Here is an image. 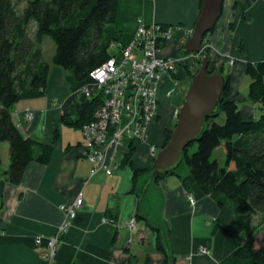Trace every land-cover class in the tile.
<instances>
[{
	"label": "crops",
	"instance_id": "0c3cea01",
	"mask_svg": "<svg viewBox=\"0 0 264 264\" xmlns=\"http://www.w3.org/2000/svg\"><path fill=\"white\" fill-rule=\"evenodd\" d=\"M201 4V0H120L115 30L123 32L129 42L141 23L179 26L163 51L167 57L176 55L185 29L196 26ZM224 4L216 27L205 37L211 66H225L224 55L231 53L242 60L245 70L247 61L264 59V0H225ZM250 24L253 35L244 30ZM50 65L47 93L19 101L12 113L25 136L53 144L50 161L29 162L22 181L13 184L4 173L11 161L10 144L0 141V264H167L168 256L176 264H218L236 249L240 237L234 231V209L219 205L205 193L190 169L153 180L141 197L149 172L135 181L133 169L122 164L131 144L124 136L123 146L108 152L109 163L118 165L114 172L109 175L101 169L93 174L94 164L82 151V128L65 124L62 117L75 118L78 103L86 98L84 85L94 91L97 86L89 78L79 81L63 67ZM179 81H189L187 70L179 69L175 79L167 77L160 84V113L149 126V142L159 147L164 146L165 131L175 126L174 109L182 103L180 93H168ZM231 90V97L237 98L239 91ZM29 108L34 118H27ZM242 110L247 119L261 112L250 104ZM149 145H135L133 159L139 168L151 167ZM189 192L198 202L194 206ZM79 193L84 199L82 208L50 261L42 256L44 246L35 239L60 229L66 219L61 205L73 202ZM105 216L122 224L132 217L137 222L133 229L116 227L105 223ZM161 235L168 245L166 253L159 248Z\"/></svg>",
	"mask_w": 264,
	"mask_h": 264
},
{
	"label": "trees",
	"instance_id": "16d2710c",
	"mask_svg": "<svg viewBox=\"0 0 264 264\" xmlns=\"http://www.w3.org/2000/svg\"><path fill=\"white\" fill-rule=\"evenodd\" d=\"M119 1L24 0L21 5L20 0H0V141L10 144L11 161L4 173L13 184L22 181L29 162L47 163L54 152L53 144L21 132L13 120V107L19 101L47 93L51 62L82 81L113 55L112 44L127 45L123 32L115 30ZM46 37L56 44L51 62L45 59ZM244 46L241 41L240 47ZM245 73L250 78L247 97L260 105L259 115L249 119L243 115L242 104L231 97V75H226L228 83L219 111L208 115L202 137L184 152L185 163L200 188L219 205H231L237 215L234 231L240 237L239 243L218 264H264V222L258 227L252 220V213H259L264 221V59L247 61ZM104 99L102 93L82 99L76 117L64 115L63 122L82 127L93 119ZM221 113L226 115L223 122L219 121ZM171 133L172 129L165 131L164 145ZM221 146L227 159L224 164L213 158ZM135 150L131 142L122 164L133 169L137 181L140 174L150 173L151 167L135 164ZM164 176H156L155 180ZM158 244L166 253L162 235ZM166 263L176 264L169 256Z\"/></svg>",
	"mask_w": 264,
	"mask_h": 264
},
{
	"label": "built area",
	"instance_id": "2783aa9c",
	"mask_svg": "<svg viewBox=\"0 0 264 264\" xmlns=\"http://www.w3.org/2000/svg\"><path fill=\"white\" fill-rule=\"evenodd\" d=\"M180 28L160 22L141 23L127 45L112 44L113 55L90 72L88 78L97 86L96 90L84 85L82 92L88 98L98 93H102L105 98L95 111L93 119L81 127L85 141L82 151L94 164L93 174L101 169L109 175L114 172L118 165L109 163L108 152L113 147L123 146L124 136L135 145L149 143L150 155L152 158L158 157V145L149 142V126L160 113V84L164 78L175 79L176 76L173 75L177 74L181 64L188 66L203 51L206 52V45H203L199 52L185 55L178 53L168 57L163 55L164 49L175 36L174 33ZM193 31L194 28L185 29L181 44ZM228 58L226 63L236 62L233 57ZM172 91L173 89H169L168 93ZM179 112L178 106L174 109V117L177 118ZM26 116L28 119L34 118V111L27 109ZM188 198L191 204L198 203L192 192L188 193ZM83 202V195L79 193L73 202L62 204L66 219L60 229L51 236L36 237L37 245L44 246V251L41 252L44 258L50 261L55 259L62 236L69 230ZM103 219L105 223L116 227L127 226L131 229L135 228L137 222L136 217L123 224L115 218L105 216Z\"/></svg>",
	"mask_w": 264,
	"mask_h": 264
},
{
	"label": "water",
	"instance_id": "95a60500",
	"mask_svg": "<svg viewBox=\"0 0 264 264\" xmlns=\"http://www.w3.org/2000/svg\"><path fill=\"white\" fill-rule=\"evenodd\" d=\"M224 1L201 0V11L196 26L191 37L180 48L181 54L199 52L202 49L206 35L216 27L218 19L222 16ZM210 62L211 59L206 54L200 70L191 75L190 86L182 99L180 114L172 129L170 140L162 146L158 157L151 165L150 178L141 187V197L156 176L177 172L180 165L185 163L186 148L202 137L208 115H214L219 111L228 79L222 70L212 71ZM164 242L167 248L165 239Z\"/></svg>",
	"mask_w": 264,
	"mask_h": 264
},
{
	"label": "rangeland",
	"instance_id": "374dc122",
	"mask_svg": "<svg viewBox=\"0 0 264 264\" xmlns=\"http://www.w3.org/2000/svg\"><path fill=\"white\" fill-rule=\"evenodd\" d=\"M21 2V5H23L24 4V0H20ZM175 26V25H174ZM176 27H178V26H176ZM253 25L252 24H250V25H248V28H245L244 30L245 31H247L248 33H249V35H253ZM194 28V27H193ZM176 33V32H175ZM175 33H174V35H175ZM191 37V36H190ZM190 37H188V38H186L185 40H184V42L182 43V44H180L181 46L180 47H182L184 44H185V42L190 38ZM181 42V41H180ZM241 43V42H240ZM203 45H205V40H204V42H203ZM55 47H56V44H55V42H54V40H52L50 37H46V41H45V43H44V51H46L45 52V59L47 60V61H50V58H51V56H52V53L53 52H55L54 50H55ZM241 48V47H240ZM206 54H208L209 55V57H210V54L208 53V51L206 50V52H202L198 57H197V59H194V60H192L191 61V64H188V66L187 65H184V64H181L180 66H179V69H183V70H189L188 72V78H189V81H187V82H183V81H179L178 83H177V86H176V88H175V90H180L181 91V95H182V97L184 96V94L186 93V92H188L187 90H188V88H189V86H190V78H191V75L192 74H194V73H196L198 70H200V67L202 66V60H203V58H204V56L206 55ZM229 55V56H228ZM228 57H230V58H234L237 62H235L234 64H231V62L230 63H226V65L224 66V69H223V73L225 74V75H233V78H234V82L231 80V89H232V87H234L235 89H237L239 92H237L238 94L236 95L237 96V98H238V100H239V102L242 104L241 105V107H245V106H247V104H250V105H252V107H253V109L257 112V110H259L260 108H259V106H257V105H255V104H253V103H251L250 101H249V99H248V97H247V95H248V85L250 84L249 82H250V78H249V76L245 73V70L243 69V63H242V60H240L239 58L237 59V57H235L233 54H231V53H227L226 55H224V60H226V61H228L227 59H229ZM210 59L212 60V58L210 57ZM191 65V66H190ZM212 64H211V62H210V68L211 69H213V70H216L217 68H213L212 66H211ZM192 67V68H191ZM191 68V69H190ZM178 69V70H179ZM219 69V68H218ZM173 76H176V75H173ZM236 91V90H235ZM172 93V92H171ZM170 93V94H171ZM161 103V102H160ZM246 104V105H245ZM179 107H181V104L179 105ZM176 108V107H175ZM225 116L226 115H224L223 113H221V115H220V117H219V121L220 122H223L224 121V119H225ZM178 118V117H177ZM177 118H176V116H175V120L177 121ZM176 121H175V124H176ZM175 127V126H174ZM173 127V128H174ZM150 135V134H149ZM158 153L161 151V149H162V147H159V145H158ZM196 147H194V148H192L191 149V152L195 149ZM225 148L223 147V146H221V147H219V149H216L215 151H214V154H213V158H218V159H220L219 161L221 162V164H224L225 163V160H227L226 159V154H225V150H224ZM152 156V155H151ZM154 160H155V158H152V164H153V162H154ZM151 164V165H152ZM128 171L130 170V168H126ZM184 169H189V166L186 164V163H182L181 165H180V167H179V169L177 170L178 172H182V171H184ZM191 205H193V204H191ZM194 206V205H193ZM252 220H253V224L255 225V226H258V227H262V225H263V216L261 215V214H259V213H252Z\"/></svg>",
	"mask_w": 264,
	"mask_h": 264
},
{
	"label": "flooded vegetation",
	"instance_id": "af4514ba",
	"mask_svg": "<svg viewBox=\"0 0 264 264\" xmlns=\"http://www.w3.org/2000/svg\"><path fill=\"white\" fill-rule=\"evenodd\" d=\"M181 48V47H180ZM176 93L178 94V93H181V91L179 90H175V89H173V91H172V93L171 94H173V95H176ZM185 95V94H184ZM181 97H182V95H181ZM184 97V96H183ZM183 99V98H182Z\"/></svg>",
	"mask_w": 264,
	"mask_h": 264
}]
</instances>
